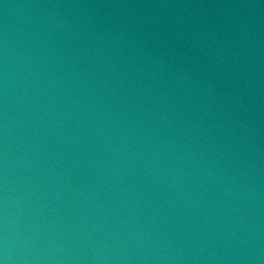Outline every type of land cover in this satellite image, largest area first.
Returning a JSON list of instances; mask_svg holds the SVG:
<instances>
[{"label": "water", "instance_id": "obj_1", "mask_svg": "<svg viewBox=\"0 0 264 264\" xmlns=\"http://www.w3.org/2000/svg\"><path fill=\"white\" fill-rule=\"evenodd\" d=\"M0 264H264V0H0Z\"/></svg>", "mask_w": 264, "mask_h": 264}]
</instances>
